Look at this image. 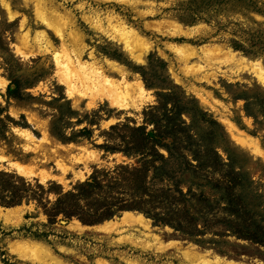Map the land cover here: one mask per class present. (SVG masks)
I'll return each instance as SVG.
<instances>
[{
    "label": "rangeland",
    "instance_id": "obj_1",
    "mask_svg": "<svg viewBox=\"0 0 264 264\" xmlns=\"http://www.w3.org/2000/svg\"><path fill=\"white\" fill-rule=\"evenodd\" d=\"M7 2L11 15L0 0V179L5 189L0 192V264H31L23 260L25 253L20 239L44 241L70 264H264L262 244L237 236L221 223L208 228L200 223L195 230L198 232L190 235L158 223L140 211L126 210L89 226L117 221L126 212H140L150 220L149 228L142 222L118 220L108 232L81 234L70 229L77 226L73 224L75 220L87 225L76 217L60 214L51 222L44 212V205L50 207L58 192L88 179L95 170L137 164L139 156H127L121 149L126 143L129 147H137V144L132 145L137 137L140 140L139 134L132 131L135 127L146 125V131L153 134L155 125L144 121V112L153 105L160 106L169 115L183 108L199 107L207 111L223 125L227 132L226 145L233 157L243 164L241 170L249 174L252 186L263 190L264 76L251 66L222 61V55L215 54L231 48L250 60L264 61V0ZM47 16L53 20L67 18L73 23L70 28L83 35L87 46L85 60L93 61L91 55L103 62L113 60L126 68L130 78L137 76L143 81L150 91L142 97L140 108L119 109L106 98L87 95L84 91L69 93L67 77L54 59V50L45 47L47 41L43 33L57 49L55 51L61 57L64 55L61 38L42 19ZM92 18L101 20L107 29L94 28ZM117 22L141 34L150 48L146 62H135L131 58L115 30ZM188 56L190 59H185ZM208 62L215 64L209 67ZM191 64L193 66H189ZM200 65L205 66L204 70ZM206 75L208 79L203 77ZM177 117L190 122L191 112ZM223 117L232 119L244 132L255 136L254 146L251 142L250 147L236 142L223 123ZM110 119L114 122L107 123ZM45 125L57 142L70 144L71 152L80 157L75 161L64 155L69 165L64 179L58 175L62 170L57 168L56 159L48 162L47 168L56 174L50 177L35 173L29 176L15 166L18 162L33 163L37 158L34 152L26 151L27 136L19 129H29L40 138ZM113 125L119 128L114 131ZM218 150L226 160L224 146L219 145ZM239 166L236 165V171L240 170ZM43 167L40 164V168ZM81 170L87 176L83 180L77 173ZM2 173L13 177L3 179ZM39 184L44 188H39ZM187 187L185 185V189ZM14 189L23 195L19 203L8 205L1 201L2 195L9 201ZM215 213L221 215V210Z\"/></svg>",
    "mask_w": 264,
    "mask_h": 264
},
{
    "label": "trees",
    "instance_id": "obj_2",
    "mask_svg": "<svg viewBox=\"0 0 264 264\" xmlns=\"http://www.w3.org/2000/svg\"><path fill=\"white\" fill-rule=\"evenodd\" d=\"M174 111L176 115L166 114L158 105L145 111L144 121L155 125L153 134L146 131V125L135 127L132 131L140 140L137 137L132 145L137 147L126 143L121 149L127 156H139L137 164L97 169L71 189L61 190L50 207L44 205L49 221L63 214L92 225L121 211L137 210L190 235L198 232L200 223L205 228L221 223L237 236L264 246V189L253 187L249 174L241 170L243 164L226 145L223 125L199 107ZM184 112H191L190 122L177 117ZM118 128L113 125L111 129ZM219 145L227 151L226 160ZM1 176L13 177L8 173ZM2 183L1 178L0 192L5 191ZM19 192L14 189L9 201L6 195L1 201L17 204L23 196ZM217 209L221 215L213 214Z\"/></svg>",
    "mask_w": 264,
    "mask_h": 264
},
{
    "label": "bare ground",
    "instance_id": "obj_3",
    "mask_svg": "<svg viewBox=\"0 0 264 264\" xmlns=\"http://www.w3.org/2000/svg\"><path fill=\"white\" fill-rule=\"evenodd\" d=\"M137 1H139V0H137ZM2 2H3L2 4H4L6 9L8 10L9 14L10 15L13 14L7 0H2ZM60 15H62V14H60ZM14 17H15V15H14ZM58 17H60V16H58ZM86 18L89 19L88 15H86ZM42 19L46 22L47 26L50 27L51 29H53V31H55V33L62 40V51L64 52V55L61 57L55 51L57 49L54 48L50 39L47 37L46 33L42 34L43 38H45V40L47 41V43H46L47 45L44 43L46 45L45 47L46 48L51 47L52 50H54V53H55V55H53L54 59H56L57 64L61 68V71L67 77L66 83L68 86L67 88H68L69 93L72 94L75 90H76V93L84 91V93L87 95L98 96L99 98H106L107 101L109 100L114 107H118L119 109L120 108L127 109L130 106H132V107L135 106V107L140 108L141 101L143 100L142 97L145 95L146 92L150 91V89H148L145 86L143 81H141L137 76L134 78H130L129 72L126 70V68H124L119 63H117L113 60L105 59V61L103 62V61L95 58V56L92 57V55H91V58L93 59V61L92 60L91 61L85 60L84 54L86 53V47L87 46L84 42V37H83V35H80L79 32L75 31V29L72 30L73 28L72 29L70 28V25L73 23L69 22V20H67V18H65V20L58 19V18L53 20L47 16V17H44ZM63 19H64V17H63ZM90 20L93 24L92 26H94V28H96L97 30L98 29H100V30H106L107 29L105 27L104 23L101 22V20L95 19V18H92ZM109 20H111V19L109 18ZM110 22H112V21H110ZM116 26L117 27L115 30H116V32H119V34H120L119 37H120L121 43L128 50V53L131 56V58L135 62H139V63L146 62L147 61V55H148L150 48H149V46H147V43L142 38L141 34L136 29H134L130 26H127L126 24H121V23L117 22ZM66 27H68V28H66ZM178 27H180V25H178ZM68 30H69V32L66 33ZM185 33H187V32L185 31ZM42 36H40V37H42ZM36 38L39 39L38 36H36ZM22 39H24V38H22ZM27 39H28V37H27ZM27 41L28 40H26L25 43H27ZM38 42H39V40H38ZM42 43H43V41H42ZM40 47H42V44L40 45ZM45 47H44V50H45ZM216 47H218V46H216ZM205 48L206 47H204L202 49L203 54H204V50H206ZM208 49H210V48H208ZM42 50H43V47H42ZM217 50H219V48ZM49 51H51V50H49ZM196 52H193L194 55H196L195 54ZM211 54L212 53H210L208 55H211ZM200 55H202V54L200 53ZM215 55L216 56L222 55V61H231V62L238 64L240 66H243V67L251 66L252 68H254V70L258 71L260 74H262L264 76V61L261 59L250 60L246 56L240 55L238 51L233 50L231 48L221 50L220 54H218V55L215 54ZM198 57H200V56H198ZM185 59L189 60L190 56L186 57ZM218 59L220 60V58H218ZM213 62H210V63L208 62L209 67H210V65L213 66L215 64ZM194 64L196 65L195 62H194ZM204 65H206V64H204ZM189 66H193V65L191 64ZM200 66L198 69L197 68L196 69L199 70ZM202 68L204 70L205 66H201V69ZM214 68H216V67H214ZM222 70H224V69H222ZM212 71H213V69H212ZM108 72H110V74H108ZM253 73H255V72H253ZM203 77L208 79L209 76H207V77L203 76ZM259 80H260V78H259ZM84 93H82V94H84ZM85 94H84V96L86 97ZM96 99H97V97H96ZM215 100H216V102L218 101L216 98H215ZM31 118L32 117H30V119ZM112 122H114V119H110L107 123H112ZM223 123L225 124V126H226L228 132L230 133L231 137L236 142H238L242 145H246V146H248L251 142V144L254 146L253 141H255L254 140L255 136L244 132L238 126V124L235 121H233L230 118L223 117ZM19 130L24 132V135L27 136V137L25 136L26 137V143H25L26 151L27 152H34L35 154H37L36 155L37 158L35 157L36 160H33V163L30 162L27 165H24L20 162L15 163V161H14L15 166H17L18 170L22 171L24 174L29 175V174L35 173V175L38 174L42 177H50L52 175L55 176L56 174H52V171L50 170L51 168L50 169L47 168V165H48V162L50 160L56 159L55 164L57 165V168H60L62 170L61 173L58 175L64 179V174L67 172L68 167H69V165L67 163H65L66 159H65L64 155L68 156L70 159H73V160L75 159V161L80 160V157L77 158L76 154L71 152L70 148L68 147L70 144H66V145L61 144L60 142H57V140H55L54 137H52V135L48 131L46 125L44 126V130L42 132V137H40V138L36 137L29 129L20 128ZM248 147H250V146H248ZM258 148H260V145ZM85 149H88V148L85 147ZM256 149H257V147H256ZM40 164H43L44 167L40 168ZM77 173L81 175L82 180L87 177L83 170H81L80 172H77ZM66 182H67V180H65V183ZM11 209L13 211V208H11ZM11 209H8V210L11 211ZM1 210H2V207H0V213L2 212ZM12 211H11V213H12ZM14 211H16V210H14ZM11 213H9V216ZM3 214L7 215L8 213H3ZM118 220H120V221L122 220L123 222H126V223L130 222V221L137 222V223L142 222V223H144L143 225H145L147 228H149V222H150V220L147 219L140 212H138V213L126 212V213H124L123 217L119 218ZM118 220L117 221L116 220H110V221L108 220V221L104 222L103 224L96 225V226L82 225L79 221L75 220L73 222V224H77V226L76 227L72 226V227H70V229L73 232H78L81 234H89V233L97 234L100 232H108L110 230V228L112 227V225L116 224L118 222ZM20 240H19V242L21 243V248L24 250L23 254L25 253L23 255V260L25 262H28L31 264H70V262L64 261V259H62L60 256L56 255L55 252L52 250L51 246H49L44 241L36 240V239H30V240L28 239L25 241H20ZM199 257H200V255H199ZM101 264H102V262H101ZM131 264H144V263H137L136 262V263H131Z\"/></svg>",
    "mask_w": 264,
    "mask_h": 264
}]
</instances>
